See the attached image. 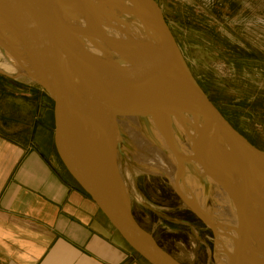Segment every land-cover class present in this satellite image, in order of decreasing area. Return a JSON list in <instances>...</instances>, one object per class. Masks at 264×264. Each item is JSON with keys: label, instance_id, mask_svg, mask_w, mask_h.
<instances>
[{"label": "water", "instance_id": "95a60500", "mask_svg": "<svg viewBox=\"0 0 264 264\" xmlns=\"http://www.w3.org/2000/svg\"><path fill=\"white\" fill-rule=\"evenodd\" d=\"M67 3L70 13L78 8L88 17L91 13L100 17L81 26L65 12ZM125 4L147 12L153 41L128 57L97 61L90 40L100 39L96 28L102 34L105 30L94 24L105 25L107 20L110 24L112 18L107 15L115 9L124 13ZM7 27L15 29L17 41L8 38ZM125 42L135 46L130 38ZM0 47L26 67L52 100L53 141L66 172L144 263L182 264L133 214L120 167L122 129L129 116L160 121L163 135L178 154L173 124L184 132L198 130L200 166L211 168L215 178L224 173L217 160L227 158L235 178L226 190H242L235 194L243 213L239 263L264 264V152L240 135L203 92L155 0H0ZM98 138L102 152L95 157ZM179 160L182 175L186 162L181 154ZM176 190L186 202L178 186Z\"/></svg>", "mask_w": 264, "mask_h": 264}, {"label": "rangeland", "instance_id": "374dc122", "mask_svg": "<svg viewBox=\"0 0 264 264\" xmlns=\"http://www.w3.org/2000/svg\"><path fill=\"white\" fill-rule=\"evenodd\" d=\"M155 2L161 8L180 52L203 92L240 135L264 152V0ZM69 6L67 3L64 9L70 20L87 27V23L70 15ZM94 26L101 27L103 24L96 22ZM23 70L26 71L17 59L0 47L1 78L7 76L37 84L21 76ZM53 110L54 104L50 99V142L55 147ZM173 127L175 134H178L176 143L182 150L189 143V138L178 124H173ZM153 130L152 134L157 131ZM123 132L124 155L120 167L131 191L138 223L182 264H231L224 258L226 239L213 230V226L210 227L211 231H198L195 227L190 230L185 224L187 219L181 218L188 212L187 206L175 195L172 185L178 186L181 191L184 189L172 178L168 180L160 174L142 169L137 163L134 143ZM191 172L187 168L184 176L189 193L194 192ZM146 177H150L151 181ZM138 179L147 182L149 188L153 187L146 199L135 186ZM166 182L172 185L168 186ZM162 185L166 187V195L160 197L158 191L163 194ZM214 194L211 190V198L205 205L210 214L214 212ZM236 264L240 263L237 261Z\"/></svg>", "mask_w": 264, "mask_h": 264}, {"label": "crops", "instance_id": "0c3cea01", "mask_svg": "<svg viewBox=\"0 0 264 264\" xmlns=\"http://www.w3.org/2000/svg\"><path fill=\"white\" fill-rule=\"evenodd\" d=\"M50 130L47 93L0 76V264H146L68 175Z\"/></svg>", "mask_w": 264, "mask_h": 264}, {"label": "bare ground", "instance_id": "6f19581e", "mask_svg": "<svg viewBox=\"0 0 264 264\" xmlns=\"http://www.w3.org/2000/svg\"><path fill=\"white\" fill-rule=\"evenodd\" d=\"M121 9H124L125 12L120 13V11L115 9L113 10L114 13L107 15L112 18V21L109 20L111 23L107 25V20L105 25L101 27V29L105 30L103 31V34L100 32L101 30L96 28L95 31L100 39L90 40L93 48H96L93 52H96L94 54H96L97 61L114 62L115 60H118L117 58L119 57L125 58L130 56L132 51H135L138 47L152 43L153 41L151 27L149 26L151 19L149 17L147 18V12L140 8L132 10L130 4L123 5ZM71 14L75 16V19H78L83 23L88 20H94V18H98L99 16V14L91 13L90 17H88L83 12L81 13V10L78 8H75L70 15ZM104 19L106 20V18ZM7 30H9L7 32L8 38L15 41L17 39L16 35L13 33L15 29L10 31L12 29L7 27ZM129 38L132 39L135 46L125 42ZM90 39H92L91 36ZM115 51H118L119 55H113V52ZM19 52L22 53V55H25L20 47ZM24 69L26 71L23 70L24 73L22 72L20 75L32 80L30 77L31 74L26 67H24ZM159 122L160 121H157V119L148 120L136 116H129L123 125L122 130L127 133L128 138L132 140L135 145L134 149L138 155L136 158L138 165L142 169L154 174H160L168 180H170L169 178L174 179L176 183L184 189L183 191L180 190V192L183 194L186 203L190 205L189 203L191 202V204L197 205H192L191 207L199 209L203 217L206 219L208 226L211 228L213 226L212 229L217 233H221L220 236L226 239V247L223 246L225 260L228 261V263L231 262V264H236L237 260L238 262L241 261L239 258V250L242 247L240 242V232L241 228H243V213L241 211L242 206L239 202V198L235 194H239L242 190L239 188L233 191V193H229L226 190L227 185L232 183L235 178L230 162L225 157L224 159L221 157V160H217V162H221V167L224 168V173L219 175V178L213 176L211 168L208 170L201 168V150L198 149L199 146H197L198 134H200V132L198 130L194 131L188 129L185 130V133L189 138V143L186 144L182 150L179 148V153L184 157L186 162L184 173L179 175L181 165L179 160L180 154H178L172 147L168 136L163 135V131L160 127L161 124ZM153 129H157L154 134H152L154 131ZM181 134L182 130L179 134L180 137ZM177 135L173 132L174 138ZM120 147L122 152L121 155L123 156L122 143ZM101 148L98 138L96 139V144L93 149L95 157L101 156ZM212 165H215L216 167L214 161L212 162ZM187 168L192 171V174L190 175L194 185V192L191 191L192 193L188 192L189 189L185 184L186 179L184 176L187 172ZM219 172L221 173V169ZM211 190L215 193L213 199L215 203L213 214H210L205 207L211 198ZM217 226L220 227V229H218Z\"/></svg>", "mask_w": 264, "mask_h": 264}, {"label": "flooded vegetation", "instance_id": "af4514ba", "mask_svg": "<svg viewBox=\"0 0 264 264\" xmlns=\"http://www.w3.org/2000/svg\"><path fill=\"white\" fill-rule=\"evenodd\" d=\"M214 105V104H213ZM215 106V105H214ZM216 107V106H215ZM219 110V109H218ZM219 112H220V110H219ZM221 114H222V112H220ZM223 115V114H222ZM223 117H224V115H223ZM225 118V117H224ZM146 179L150 182L151 181V178L150 177H146ZM168 181V180H167ZM127 185V184H126ZM166 185H172L170 182L169 183H167L166 182ZM135 186H136V188H137V190H138V192L141 194V196H143L145 199L147 198V196H149L150 195V189L152 190V188L153 187H148V184H147V182H145L144 180H142V179H138V180H135ZM172 187H173V191H174V193H175V195L180 199V201H182L187 207H186V209H187V213L185 214V215H183V216H181V218H183V219H187V223H185V224H187L188 225V227L190 228V230L193 228V227H195L196 228V230H198V231H201V230H205V231H211V228L205 223V222H203L199 217H198V215L196 214V210H198V211H200L199 209H197V208H193V207H191V206H189L186 202H184L183 200H182V198L179 196V194H178V192H177V190L175 189V187L172 185ZM161 189H163V194H162V192H159L158 191V194L160 195V197H163V196H165L166 195V187L165 186H161ZM129 192H130V196H131V191L129 190ZM148 209V208H147ZM195 209V210H194ZM132 211H133V214H134V209H133V204H132ZM134 216H135V218H136V215L134 214ZM182 222V221H181ZM182 223H184V222H182ZM201 227H203V228H201ZM153 235V234H152ZM154 237V236H153ZM155 238V237H154ZM156 239V238H155ZM157 241V240H156Z\"/></svg>", "mask_w": 264, "mask_h": 264}, {"label": "trees", "instance_id": "16d2710c", "mask_svg": "<svg viewBox=\"0 0 264 264\" xmlns=\"http://www.w3.org/2000/svg\"><path fill=\"white\" fill-rule=\"evenodd\" d=\"M82 192H84L82 189H81ZM87 195V194H86ZM88 196V195H87ZM89 197V196H88Z\"/></svg>", "mask_w": 264, "mask_h": 264}]
</instances>
